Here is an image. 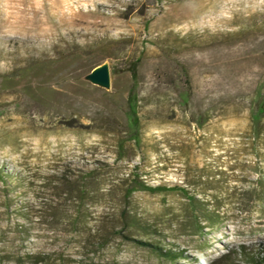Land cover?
Masks as SVG:
<instances>
[{"label":"rangeland","instance_id":"374dc122","mask_svg":"<svg viewBox=\"0 0 264 264\" xmlns=\"http://www.w3.org/2000/svg\"><path fill=\"white\" fill-rule=\"evenodd\" d=\"M0 172V264H258L264 0H0Z\"/></svg>","mask_w":264,"mask_h":264},{"label":"trees","instance_id":"16d2710c","mask_svg":"<svg viewBox=\"0 0 264 264\" xmlns=\"http://www.w3.org/2000/svg\"><path fill=\"white\" fill-rule=\"evenodd\" d=\"M24 68V66H20L19 67V72L20 70ZM135 73V71H134ZM132 91H134V88L132 89ZM131 91V93H132ZM137 99L134 97V95L129 97V111H130V126H129V131H130V135L129 138L131 140H134L136 143H140V117L138 115V111H137ZM263 108L261 109H256L252 111V120L253 123L254 121H256V119H260L263 116ZM254 135L257 137L259 135V133L255 130H253ZM121 147H124V144H121ZM1 173V172H0ZM93 173V172H92ZM91 173V174H92ZM1 175V174H0ZM62 185L64 186V188H66L69 191H76L77 196H79L81 193H85L87 188H79L76 185H71L72 182L68 179V178H64L61 180ZM133 188L132 189H127L124 196L125 198H128L130 196V194L132 193L133 190L135 189H144V190H149V191H157L160 189H165L167 190L168 188H161V187H154L151 186L149 184H147L145 181L141 180L139 178V176H133ZM182 193L191 201V203L197 207L199 209V213H201L199 216H197L196 218V229L198 231V233H203V229H204V225H202L201 220H205L207 221L208 225H214V221L217 220V216L218 214L216 213H211L208 210H206L203 205L200 203V198L197 197L196 195H192L190 194L185 188L181 189ZM80 192V194H79ZM202 215V216H201ZM158 246H156L157 248ZM159 249V248H157ZM159 251L161 253H163L164 255L175 259L177 257V252L173 249H168L165 252L162 251V249H159ZM242 251V249H241ZM252 257L250 258V261L258 263V264H264V246L262 247V249L259 251L258 255H251ZM211 264H242L241 262H237L235 259L232 258V254H224L222 255L217 261L212 262Z\"/></svg>","mask_w":264,"mask_h":264},{"label":"water","instance_id":"95a60500","mask_svg":"<svg viewBox=\"0 0 264 264\" xmlns=\"http://www.w3.org/2000/svg\"><path fill=\"white\" fill-rule=\"evenodd\" d=\"M85 79L97 86L109 89L111 87V73L109 64L103 63L96 66L85 76Z\"/></svg>","mask_w":264,"mask_h":264}]
</instances>
